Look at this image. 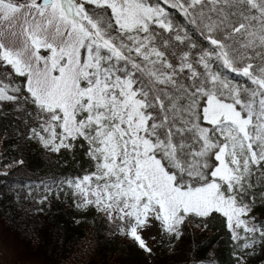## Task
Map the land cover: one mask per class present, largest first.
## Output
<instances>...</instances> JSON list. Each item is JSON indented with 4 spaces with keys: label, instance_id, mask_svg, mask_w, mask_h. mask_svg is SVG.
Listing matches in <instances>:
<instances>
[{
    "label": "snow or ice",
    "instance_id": "obj_1",
    "mask_svg": "<svg viewBox=\"0 0 264 264\" xmlns=\"http://www.w3.org/2000/svg\"><path fill=\"white\" fill-rule=\"evenodd\" d=\"M0 144L15 264H125L45 243L65 202L140 264H264V0H0Z\"/></svg>",
    "mask_w": 264,
    "mask_h": 264
},
{
    "label": "trees",
    "instance_id": "obj_2",
    "mask_svg": "<svg viewBox=\"0 0 264 264\" xmlns=\"http://www.w3.org/2000/svg\"><path fill=\"white\" fill-rule=\"evenodd\" d=\"M3 148V145L0 144V149ZM31 163L33 169L37 170V176L45 174L47 168L42 166L41 157L33 155L31 157ZM79 168V163L77 164ZM62 171V169H57V172ZM50 215L47 218V224L42 228L44 234L45 243L55 239V232L57 230L61 231L62 240L69 245L73 246V249L79 250L76 248L78 239H84L86 236H92L100 238L102 243L100 244L98 251L100 253V258H106L108 260L121 259L124 260L125 264H140L137 255L134 250L126 249L124 247H116L111 243L104 241L105 231L102 226L97 223L93 225L91 223V218H89L87 224L76 225L72 216V210L68 208L67 203H59L53 205V208L50 210ZM226 231V230H225ZM201 246L199 249V255L201 257L209 254L212 250V247L219 244L217 249L222 258H226L227 255V244L225 241L227 237L222 235L218 226L213 225L211 230L206 233L199 234ZM117 245H123L124 241H116ZM190 243L186 242V245ZM207 244L208 247L203 245ZM195 247V244H193ZM68 249V250H73ZM261 258H257L254 264H260Z\"/></svg>",
    "mask_w": 264,
    "mask_h": 264
},
{
    "label": "rangeland",
    "instance_id": "obj_3",
    "mask_svg": "<svg viewBox=\"0 0 264 264\" xmlns=\"http://www.w3.org/2000/svg\"><path fill=\"white\" fill-rule=\"evenodd\" d=\"M3 225V221L0 220V228H2ZM15 257H4V256H0V264H15Z\"/></svg>",
    "mask_w": 264,
    "mask_h": 264
}]
</instances>
